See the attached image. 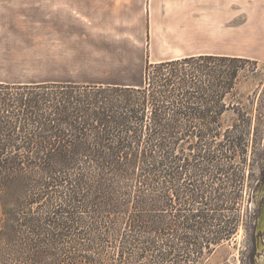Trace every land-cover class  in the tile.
Instances as JSON below:
<instances>
[{
	"label": "rangeland",
	"instance_id": "1",
	"mask_svg": "<svg viewBox=\"0 0 264 264\" xmlns=\"http://www.w3.org/2000/svg\"><path fill=\"white\" fill-rule=\"evenodd\" d=\"M221 54L240 59L238 76L217 80L197 73L195 82L205 99L211 98V83H233L220 102L224 112L208 126L196 116H178L173 186L163 178V197L169 189L172 201L170 207L163 201L171 228L160 238L161 264H254L251 221L264 167V0H0V82L132 84L144 81L149 65ZM198 66L228 68L219 61ZM178 98L182 109V94ZM246 126L251 132L243 156L232 142ZM206 127L211 133L201 142L197 134ZM49 206L40 212L45 215ZM196 214L191 224L197 227L183 225L186 215ZM234 216L238 223L228 238L224 228ZM1 233L0 222V264H35L34 258L42 264H86L84 256L68 252L65 237L36 255L21 249L26 235ZM215 236L222 237L218 244ZM88 256L109 264L113 254L109 249Z\"/></svg>",
	"mask_w": 264,
	"mask_h": 264
},
{
	"label": "trees",
	"instance_id": "2",
	"mask_svg": "<svg viewBox=\"0 0 264 264\" xmlns=\"http://www.w3.org/2000/svg\"><path fill=\"white\" fill-rule=\"evenodd\" d=\"M239 60L200 55L161 61L145 69L144 81L132 84L0 82L1 234L26 235L21 249L36 255L65 237L68 252L84 256L86 264H105L88 255L109 249V264H161L163 201L169 200V207L172 201L169 189L163 197V178L173 186L178 116L216 123L233 83H211V98L205 99L196 74L233 81ZM218 61L228 68L198 66ZM181 94L182 109L177 107ZM250 132L246 126L232 142L243 156ZM210 133L206 127L197 136L203 142ZM184 168L190 171L189 160ZM48 205L53 211L48 207L44 215L40 210ZM196 217L186 215L183 225L197 227L191 224ZM238 218L224 228L228 238Z\"/></svg>",
	"mask_w": 264,
	"mask_h": 264
},
{
	"label": "flooded vegetation",
	"instance_id": "3",
	"mask_svg": "<svg viewBox=\"0 0 264 264\" xmlns=\"http://www.w3.org/2000/svg\"><path fill=\"white\" fill-rule=\"evenodd\" d=\"M257 193L255 190L254 193V210H253V219L251 221V231H250V241H251V251H250V260L254 264H257V261H260L264 264V167L262 168L261 176L257 180ZM163 212L166 211V206L164 207ZM165 214V213H164ZM162 216V226L166 227L163 231H168L171 228V225L167 215ZM165 222V225H164ZM170 226V227H169ZM260 262H258L260 264Z\"/></svg>",
	"mask_w": 264,
	"mask_h": 264
},
{
	"label": "crops",
	"instance_id": "4",
	"mask_svg": "<svg viewBox=\"0 0 264 264\" xmlns=\"http://www.w3.org/2000/svg\"><path fill=\"white\" fill-rule=\"evenodd\" d=\"M221 55H225V54H221Z\"/></svg>",
	"mask_w": 264,
	"mask_h": 264
}]
</instances>
